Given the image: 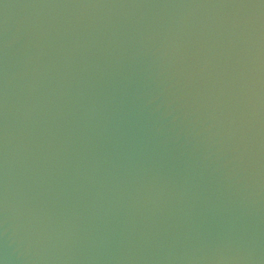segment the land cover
<instances>
[{"label":"water","instance_id":"1","mask_svg":"<svg viewBox=\"0 0 264 264\" xmlns=\"http://www.w3.org/2000/svg\"><path fill=\"white\" fill-rule=\"evenodd\" d=\"M0 264H264V0H0Z\"/></svg>","mask_w":264,"mask_h":264}]
</instances>
